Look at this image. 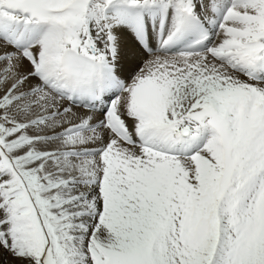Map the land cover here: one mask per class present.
I'll list each match as a JSON object with an SVG mask.
<instances>
[{
  "label": "snow or ice",
  "instance_id": "obj_1",
  "mask_svg": "<svg viewBox=\"0 0 264 264\" xmlns=\"http://www.w3.org/2000/svg\"><path fill=\"white\" fill-rule=\"evenodd\" d=\"M0 264H264V0H0Z\"/></svg>",
  "mask_w": 264,
  "mask_h": 264
}]
</instances>
